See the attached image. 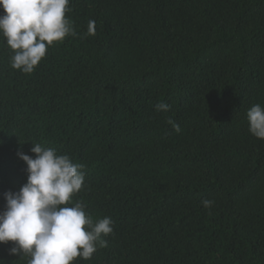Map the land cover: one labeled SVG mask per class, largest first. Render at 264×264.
<instances>
[{
	"label": "trees",
	"instance_id": "16d2710c",
	"mask_svg": "<svg viewBox=\"0 0 264 264\" xmlns=\"http://www.w3.org/2000/svg\"><path fill=\"white\" fill-rule=\"evenodd\" d=\"M68 7L77 35L32 73L11 67L0 35V211L27 181L18 150L40 143L84 165L69 206L114 221L106 246L71 264H264V139L247 118L264 106V0ZM13 243L0 264H27Z\"/></svg>",
	"mask_w": 264,
	"mask_h": 264
},
{
	"label": "clouds",
	"instance_id": "9594fccd",
	"mask_svg": "<svg viewBox=\"0 0 264 264\" xmlns=\"http://www.w3.org/2000/svg\"><path fill=\"white\" fill-rule=\"evenodd\" d=\"M70 0H0V35L13 50L11 67L32 73L46 56L48 47L77 35L66 17ZM95 21L89 20L87 35H95ZM157 111L170 105L157 103ZM249 132L264 139V106L247 111ZM168 123L180 131L171 118ZM35 157L18 150L27 167V181L18 191H5V207L0 211V243L14 242L9 255H27V264H71L75 258L91 259L97 246L105 247L102 236L114 232V221L105 216L93 221L86 205L73 195L85 187L84 165L54 148L33 143ZM211 207L212 201H202Z\"/></svg>",
	"mask_w": 264,
	"mask_h": 264
}]
</instances>
